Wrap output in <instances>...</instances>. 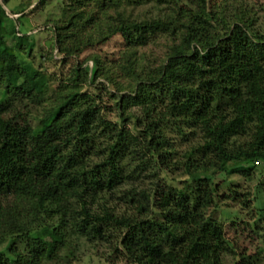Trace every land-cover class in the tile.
Instances as JSON below:
<instances>
[{
	"label": "trees",
	"instance_id": "1",
	"mask_svg": "<svg viewBox=\"0 0 264 264\" xmlns=\"http://www.w3.org/2000/svg\"><path fill=\"white\" fill-rule=\"evenodd\" d=\"M11 1L0 0V240L10 235L32 239L40 232L58 249L72 232L98 239L105 237V227L112 224L124 230L116 250L121 249L127 259L138 264H223L227 243L224 225L207 213L219 198L215 174L240 172L249 176L264 161V35L256 32L250 17L238 15L222 27L212 12L197 4V9L186 11L189 17L181 22L184 31L180 43L172 45L157 68L145 72L130 56L125 57L124 69L135 81L139 100L146 102L153 90L158 95L143 106L140 115L133 116L142 126L144 157L154 160L159 170L169 171L171 145L162 129L166 122L203 131L204 144L197 151L212 157L187 165L200 169L194 175L196 188L188 191L170 185L157 198L136 189L126 193L139 213L149 207L160 217L131 221L106 207L102 208L104 214H97L84 202L79 220L72 223L62 214L58 201L66 182L83 178L100 192L113 190L121 176L118 156L125 148L126 131L121 128L109 155L87 170L79 158L91 140L88 130L97 106L81 108L77 99L47 106L37 126L7 115L15 99L40 105L49 85L46 74L20 61L8 43L5 6ZM109 1L116 8L122 2ZM180 8V14L185 12ZM168 24L160 19L131 20L119 13L105 29L99 28V36L88 34L86 43L94 46L121 34L127 43L143 45L158 30L169 28ZM92 60L97 68L95 81L104 74V65L96 56ZM115 84L121 86L120 82ZM100 121L105 127L112 125L102 118ZM247 123L254 125L249 147L231 149L232 138ZM39 225L41 229L34 231ZM10 251V256L0 252V264H32L39 257ZM237 264L256 262L240 254Z\"/></svg>",
	"mask_w": 264,
	"mask_h": 264
},
{
	"label": "rangeland",
	"instance_id": "2",
	"mask_svg": "<svg viewBox=\"0 0 264 264\" xmlns=\"http://www.w3.org/2000/svg\"><path fill=\"white\" fill-rule=\"evenodd\" d=\"M197 4L212 12L222 27L230 25L238 15L246 14L256 32L264 35V0H122L119 8L109 0H12L5 6L9 45L14 46L20 61L46 74L49 84L46 99L40 105H28L23 99H15L7 115H16L22 123L37 126L44 107L74 99L79 100L81 108L97 106L94 123L88 130L91 140L83 146L79 158L87 170L109 155L110 148L118 141L119 130L125 128L126 131L125 148L118 156L121 176L113 190L100 192L88 186L83 178L66 182L58 201L62 214L70 222L79 220L84 202L97 214H104L102 208L106 207L108 212L131 221L160 217L149 207L139 213L125 197L126 193L136 189L157 198L170 185L188 191L196 188L198 180L194 175L200 169L187 165L190 161L199 162L204 157L208 161L212 157L197 151L204 144L203 131L199 127L166 122L162 129L171 145L170 169L159 170L156 162L141 152L142 126L133 118L142 113L143 106L157 95L156 91H152L153 95L146 102H141L135 93V81L124 66L126 56L145 72L161 65L172 45L180 43L184 31L181 22L189 17L186 11L197 9ZM180 6L185 11L181 14ZM119 13L136 21L165 20L169 28L158 30L143 45L127 43L123 35L117 34L106 42L88 46V34L99 36V28L105 29ZM93 56L104 65V74H99L95 81L97 68ZM115 82H120L121 86ZM101 118L113 126L105 127ZM253 126L247 123L232 138L231 149L249 147L254 138ZM191 175L195 177L193 180ZM214 183L218 185L219 198H216L217 205L207 209V213L224 225L227 243L223 246V264H237L240 254L256 264H264V161H260L249 176L240 172L216 173ZM140 200L142 202L143 198ZM40 226L34 231H39ZM105 230V237L98 239L72 232L58 249L41 237L40 232L32 239L10 235L0 240V252L10 256L12 248L26 256L39 255L32 264H138L127 259L121 249L116 250L123 228L109 224Z\"/></svg>",
	"mask_w": 264,
	"mask_h": 264
}]
</instances>
